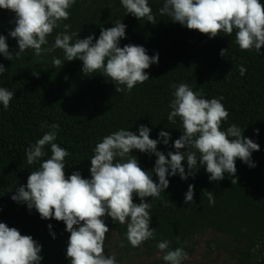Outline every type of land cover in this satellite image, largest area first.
Returning <instances> with one entry per match:
<instances>
[{
  "label": "trees",
  "instance_id": "trees-1",
  "mask_svg": "<svg viewBox=\"0 0 264 264\" xmlns=\"http://www.w3.org/2000/svg\"><path fill=\"white\" fill-rule=\"evenodd\" d=\"M148 3L157 18L155 24L127 14L121 0H76L68 10L69 19L61 21L60 27L47 37L48 44L42 46L53 45L55 36L64 31L63 24L71 25L69 34L78 33L73 42L94 35L95 43L101 28L113 27L120 20L126 25L120 47L139 45L149 56L159 54V62L145 70L149 80L131 91L117 93L113 82L100 72L85 75L82 61H64L62 49L40 56L28 49L12 61L0 54V64L6 68L0 74V87L14 92L7 109L0 104V222L16 228L21 235H30L41 245L40 264H70L66 256L70 233L65 231L64 222L41 219L35 209L30 211L25 204L11 199L20 186H26L30 172L39 167V163L28 165L25 150L49 130L41 125L59 124L54 142L70 153L65 157L66 178L79 171L82 178L90 179V159L95 145L120 129L138 134L137 129L144 125L151 129V139H157L161 131L169 133L171 139L167 145L163 144V137L157 144V151L167 156L175 151L173 141L183 132L179 117L175 123L167 119L174 92L171 85L180 83H188L193 91L202 88L206 99L223 97L221 103L229 116L222 122V130L237 125L246 138L259 145V151L251 156L255 167L236 159L235 177L225 174L223 180L210 181V174L199 161L194 178L181 180L179 174L168 176L169 187L159 199L144 198V202L152 205L149 228L155 229V233L152 239L142 243L143 253L149 257L159 252L157 244L167 240L169 250L183 247L189 256L193 252L191 240L207 232L236 241L239 254L264 244V46L260 54L255 50L241 51L235 43V30L232 35L220 33L209 38L172 22L167 15H160L163 0H148ZM15 19L13 12L0 9V35L7 38L13 53L18 51V45L8 33L14 29ZM221 49H227L225 57L220 55ZM53 57L64 61L62 67L53 65ZM241 65L246 69L243 76L239 71ZM44 150L46 156L42 160L51 156L50 145ZM189 150L196 151L194 148L184 151ZM130 154L158 182L152 172L155 155L135 149ZM182 164L187 173L186 156ZM234 178L237 184H232ZM189 184L194 185L193 204L184 202ZM208 191L214 194L212 206L206 195ZM133 201L139 203L140 198L134 194ZM103 219L109 228L106 240L114 232L119 247L131 248L126 238L127 225L108 216ZM161 261L165 264L162 258Z\"/></svg>",
  "mask_w": 264,
  "mask_h": 264
},
{
  "label": "clouds",
  "instance_id": "clouds-1",
  "mask_svg": "<svg viewBox=\"0 0 264 264\" xmlns=\"http://www.w3.org/2000/svg\"><path fill=\"white\" fill-rule=\"evenodd\" d=\"M75 3L76 0H0V9L15 14V27L8 35L18 45V51L11 52L7 38L0 35V54L12 61L28 49L34 50L36 56L62 49L64 61L79 59L85 75L100 72L113 82L117 93L131 91L137 84L149 80L145 70L159 62V54L149 56L139 45L120 47L126 29L120 20L113 27L101 28L95 43L94 35L73 42L78 33L69 34L71 25L63 24L64 31L55 36L53 45L42 47L48 44L47 37L60 27V22L69 19L68 10ZM121 4L127 14L138 20L157 22L148 0H121ZM159 13L209 38L220 36V33L232 35L235 30V43L241 51L255 50L260 54L264 46V4L261 0H163ZM226 51L221 49L220 55L225 57ZM64 61L53 57L52 63L60 68ZM5 71L4 65L0 64V74ZM239 71L243 76L246 69L241 65ZM171 87L174 92L167 119L175 123V118L179 117L183 132L173 141L175 151L168 152L167 156L157 151V144L163 137L162 142L167 145L170 134L161 131L157 139H151V129L144 125L139 126L138 134L120 129L103 137L95 145L90 159V179L82 178L79 171L66 178L65 157L70 153L54 142L59 124L44 122L41 126H47L49 130L25 150L28 165L39 163V167L30 172L26 186H20L11 199L25 204L30 211L35 209L41 219L64 222L65 231L70 233L66 247L70 264H117L114 255L106 256L104 252L109 232L103 219L105 216L127 225L126 238L134 248L152 239L155 233V229L149 228L152 205L144 202V198L159 199L169 187L168 176L179 174L181 180L194 178L198 161L210 174V181L223 180L225 174L235 177L236 159L255 167L251 156L259 151V145L246 138L243 129L235 124L222 130V122L229 116L221 103L223 97L206 99L202 88L193 91L188 83ZM13 96V91L0 87V104L4 109L9 107ZM255 131L258 133L259 130ZM48 145L51 156L42 160ZM192 148L196 151L185 153V149ZM133 149L155 155L152 172L158 182L139 166L137 158L130 154ZM185 156L187 173L182 164ZM233 183L237 184L235 178ZM134 194L140 198L139 203H134ZM206 195L209 205H214L213 192L208 191ZM193 197L194 185L189 184L184 202L193 204ZM51 227L49 224L48 228ZM50 234L55 238L54 233ZM169 243L164 240L157 244L165 264H182L188 259L183 247L169 250ZM40 253L41 245L30 235H21L16 228L0 222V264H40Z\"/></svg>",
  "mask_w": 264,
  "mask_h": 264
},
{
  "label": "rangeland",
  "instance_id": "rangeland-1",
  "mask_svg": "<svg viewBox=\"0 0 264 264\" xmlns=\"http://www.w3.org/2000/svg\"><path fill=\"white\" fill-rule=\"evenodd\" d=\"M119 239L114 232H110L105 242V255H114L117 264H163L159 252L146 256L140 247L128 250L118 246ZM193 252L182 264H263L264 244L256 245L251 251L239 254L238 244L231 238L221 234L207 232L195 236L191 240Z\"/></svg>",
  "mask_w": 264,
  "mask_h": 264
}]
</instances>
